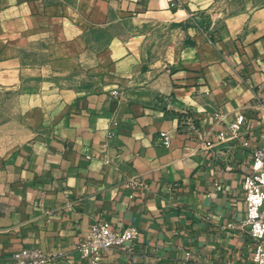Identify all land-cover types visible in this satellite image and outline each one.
I'll return each instance as SVG.
<instances>
[{
	"label": "crops",
	"instance_id": "1",
	"mask_svg": "<svg viewBox=\"0 0 264 264\" xmlns=\"http://www.w3.org/2000/svg\"><path fill=\"white\" fill-rule=\"evenodd\" d=\"M263 147L264 0H0V264L96 220L139 229L98 264L250 262Z\"/></svg>",
	"mask_w": 264,
	"mask_h": 264
},
{
	"label": "built area",
	"instance_id": "2",
	"mask_svg": "<svg viewBox=\"0 0 264 264\" xmlns=\"http://www.w3.org/2000/svg\"><path fill=\"white\" fill-rule=\"evenodd\" d=\"M175 3H172V6ZM243 116L228 127L230 137L235 138ZM115 123V122H114ZM161 142L168 146L169 136L166 132L159 135ZM225 139L224 133L218 134V140ZM206 147H211L210 141L204 140ZM138 182L134 178L124 180L126 187H134ZM244 191L245 217L234 224L255 242L250 262L242 264H264V147L252 151L250 170L242 180ZM139 235L135 225L112 227L106 220H96L91 224L85 239L77 246L82 256L87 257L92 264H98L103 251L134 241ZM61 256V251L42 250L36 246L23 247L11 255L9 264H54ZM210 264H236L230 260L213 262Z\"/></svg>",
	"mask_w": 264,
	"mask_h": 264
},
{
	"label": "rangeland",
	"instance_id": "3",
	"mask_svg": "<svg viewBox=\"0 0 264 264\" xmlns=\"http://www.w3.org/2000/svg\"><path fill=\"white\" fill-rule=\"evenodd\" d=\"M161 33V37H163V36H165L166 35V33H164L163 31L162 32H160ZM153 43H156V42H154V40H153ZM158 43V42H157ZM159 44H161V41H159ZM159 48H161V45H159ZM2 107H3V111L4 112H6V110L8 109V107H10V105H8V104H4V105H2ZM1 116H3V115H1Z\"/></svg>",
	"mask_w": 264,
	"mask_h": 264
}]
</instances>
